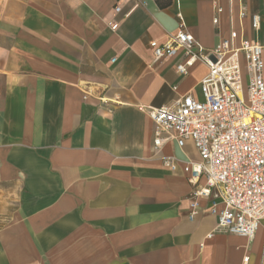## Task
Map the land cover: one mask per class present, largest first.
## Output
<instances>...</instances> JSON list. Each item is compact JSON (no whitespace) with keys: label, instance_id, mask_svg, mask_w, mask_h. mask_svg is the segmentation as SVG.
Listing matches in <instances>:
<instances>
[{"label":"crops","instance_id":"1","mask_svg":"<svg viewBox=\"0 0 264 264\" xmlns=\"http://www.w3.org/2000/svg\"><path fill=\"white\" fill-rule=\"evenodd\" d=\"M231 22L264 60V0H0V264H264L263 227L218 233L204 199L191 217L194 143L155 153L147 112L201 97L208 73L150 42L183 23L212 50Z\"/></svg>","mask_w":264,"mask_h":264},{"label":"built area","instance_id":"2","mask_svg":"<svg viewBox=\"0 0 264 264\" xmlns=\"http://www.w3.org/2000/svg\"><path fill=\"white\" fill-rule=\"evenodd\" d=\"M116 13L122 9L116 7ZM223 9L216 6L217 17ZM240 18H246L243 8ZM180 19L181 16H180ZM259 15L251 16L258 31ZM113 31L119 24H110ZM178 32L164 43L151 41L156 62L178 56L180 75H187L197 63L205 65L207 75L200 84L201 97L188 95L172 106L147 109L153 123V149L160 152L168 142L183 148L192 141L198 161H188L183 172L193 192V215L199 199L209 202L217 217L216 232L254 240L264 229V60L263 47L255 40L241 37L231 22L229 36L212 50H206L189 34L182 23ZM163 164L177 172L172 157ZM222 208H218L219 205ZM211 236V235H210ZM249 258L244 259L248 263Z\"/></svg>","mask_w":264,"mask_h":264},{"label":"rangeland","instance_id":"3","mask_svg":"<svg viewBox=\"0 0 264 264\" xmlns=\"http://www.w3.org/2000/svg\"><path fill=\"white\" fill-rule=\"evenodd\" d=\"M1 222V221H0Z\"/></svg>","mask_w":264,"mask_h":264}]
</instances>
